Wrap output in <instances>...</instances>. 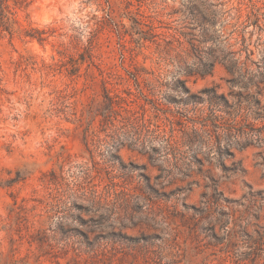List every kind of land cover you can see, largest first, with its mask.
Returning a JSON list of instances; mask_svg holds the SVG:
<instances>
[{
  "label": "rangeland",
  "instance_id": "obj_1",
  "mask_svg": "<svg viewBox=\"0 0 264 264\" xmlns=\"http://www.w3.org/2000/svg\"><path fill=\"white\" fill-rule=\"evenodd\" d=\"M25 1L0 31V264H264L262 149L175 151L182 102L229 93L195 71L190 9L264 28V0ZM244 37L258 71L264 29Z\"/></svg>",
  "mask_w": 264,
  "mask_h": 264
},
{
  "label": "trees",
  "instance_id": "obj_2",
  "mask_svg": "<svg viewBox=\"0 0 264 264\" xmlns=\"http://www.w3.org/2000/svg\"><path fill=\"white\" fill-rule=\"evenodd\" d=\"M25 0H0V31L10 30V25L16 23L14 18L16 10L25 3ZM221 8L225 3L220 4ZM231 18L235 20L231 24L222 17L230 10L221 13V19L217 18L216 11L205 7L204 4H194L190 9L188 27L189 44L195 56L196 72L208 75L215 65L220 64L226 70V80L229 93H218V88L205 89L202 97L188 107L189 103L182 102V107L177 111L181 117L177 123L180 132V144L175 149L179 155L178 161L184 160L188 155L191 162L201 163L198 159L200 148L205 147L209 153L214 154L216 159L233 158L231 149L239 150L254 146L262 149L264 154V59L258 71L248 68L249 57L252 55L245 45V31L248 26H258V20L253 21L247 17L246 21L239 23L238 15ZM248 24L246 25L245 23ZM219 24V29H216ZM231 29L228 30L227 27ZM239 45L240 49L234 47ZM245 54L242 59V54ZM176 83H180L177 81ZM177 88V87H176ZM181 91L188 95L189 90L182 85ZM162 98L165 99L164 96ZM206 105V109L198 105ZM186 148V151H182ZM194 152L192 155H190ZM189 162L186 172L191 173ZM228 171V167L223 164ZM234 171V167L231 169ZM210 185H205L206 192L202 193L201 199H229L219 189L217 182L211 179ZM242 199H264L262 192L250 190Z\"/></svg>",
  "mask_w": 264,
  "mask_h": 264
}]
</instances>
